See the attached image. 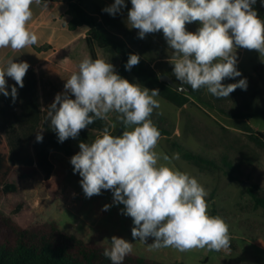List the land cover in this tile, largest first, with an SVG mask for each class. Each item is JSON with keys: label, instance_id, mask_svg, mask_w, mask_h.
Wrapping results in <instances>:
<instances>
[{"label": "clouds", "instance_id": "1", "mask_svg": "<svg viewBox=\"0 0 264 264\" xmlns=\"http://www.w3.org/2000/svg\"><path fill=\"white\" fill-rule=\"evenodd\" d=\"M127 23L138 30V37L163 32L172 51L173 75L192 91L204 88L216 98H228L236 89H247V79L225 85L226 78L240 77L237 49L257 50L264 55V20L254 7L257 0H130ZM264 3V0H262ZM48 7L47 0H0V49L21 51L38 43L28 29L32 6ZM126 7L125 0H114L102 11L115 16ZM199 22L195 32L186 24ZM14 58V57H13ZM8 59L0 67V94L15 101L16 85L24 87L30 65ZM138 54H129L125 70L140 63ZM9 77L15 85L8 91ZM159 89L142 87L121 77L112 63L84 57L65 80L64 91L57 93L47 108L46 120L56 132L58 142L77 138L81 130L96 120L107 121L116 113L123 132L116 136L109 128L91 143L80 142L70 158L73 172L86 198L110 190L112 205H123L120 214L132 218V241L113 235L103 256L111 264H123L133 251V241L149 250L176 248L221 251L230 249L229 225L220 216L208 214L209 193L188 172L173 165L170 157L156 148L161 133L151 116L160 108ZM74 97V99L72 98ZM37 142L43 141L42 129ZM163 161V163H161Z\"/></svg>", "mask_w": 264, "mask_h": 264}, {"label": "rangeland", "instance_id": "2", "mask_svg": "<svg viewBox=\"0 0 264 264\" xmlns=\"http://www.w3.org/2000/svg\"><path fill=\"white\" fill-rule=\"evenodd\" d=\"M78 1L102 18L107 28L124 39L152 70L158 75L170 76L180 86V81L173 75V65L169 62L173 50L167 45L163 32L147 34L141 39L138 30L128 26L127 14L132 7L130 0H125L126 7L115 16L103 11L105 17L100 16L99 11L110 6L114 0ZM185 27L187 31L195 32L200 23L193 22ZM236 55L237 68L242 75L226 78L222 83L227 85L246 78V90L238 88L228 98L218 99L202 88V101L189 96L190 103L182 108L158 96L156 99L160 102V108L152 114L154 122L171 131L170 136L160 138L156 151L170 157L178 154V159L173 160L175 168L190 173L208 191V214L222 217L229 225L230 249L218 252L207 248L184 252L172 247L149 250L147 244L153 243V238L149 237L146 245L133 241V254L164 264H264V210L256 204L249 191L251 189L264 199V118L245 120L230 117L222 111L244 109L251 104L264 108V55H260L257 50L243 48L237 49ZM99 58L112 63L114 67L120 61V56L111 49H100ZM127 80L138 83L133 75ZM15 101L17 107L22 108L24 99L17 97ZM34 105L38 106L37 103ZM14 120L17 123L21 121L17 117L12 122ZM23 121L29 127H37L39 123L37 117ZM94 125L102 129L108 127L110 133L116 136L121 131L116 113H110L106 123L104 120H96ZM0 131L4 133L11 148L12 161L19 159L21 166H36L39 169V174L32 179L14 178L11 181V195L0 199V211L24 224L57 222L62 230L85 242L110 246L109 241L113 235L132 241V218L120 214L124 206L113 205L109 210H103L104 205H112L113 195L110 190H102L101 195L86 198L79 183L81 177L71 172L55 195L48 191L45 183L54 171L53 167L52 173L47 176L51 168L48 155L52 151L49 149L61 147L58 137L49 146L31 145L25 148L19 144L18 135L10 133L7 128H0ZM94 138L95 135H92L90 143ZM83 142H88L86 136ZM180 147L216 161L221 169L195 166L183 159ZM76 153L67 150L50 155L55 156L69 170L72 167L70 158ZM227 165L236 167V180H231L225 173Z\"/></svg>", "mask_w": 264, "mask_h": 264}, {"label": "trees", "instance_id": "3", "mask_svg": "<svg viewBox=\"0 0 264 264\" xmlns=\"http://www.w3.org/2000/svg\"><path fill=\"white\" fill-rule=\"evenodd\" d=\"M58 1V0H47ZM68 5V12L72 16L69 28L76 30L86 26L89 31L86 41L90 50L91 58L97 59V47L100 49H111L120 56V66L117 73L128 79L133 75L138 83L149 89H159L160 97L172 103L178 108H182L190 103V97L194 96L201 100L199 91L179 92L165 82H161L159 75L150 68L146 60L142 58L128 43L109 30L104 20L90 12L80 2L74 0H62ZM258 17L264 20V3L257 0L254 5ZM100 16L105 17L103 11H99ZM129 54H138L140 63L130 71L125 70ZM230 117L251 120L253 118H264V108L257 105H247L244 109L233 111L222 110ZM152 119V116H151ZM153 121V119H152ZM162 136H170L171 131L154 122ZM121 129L122 124H121ZM262 136V134H259ZM183 159L193 163L199 168L221 169L216 161L196 154L188 149L179 148ZM49 161L54 167V171L46 187L48 191L55 195L62 187L64 181L73 172V166L68 170L62 162L50 155ZM236 167L227 165L225 173L231 180H236ZM39 174V169L35 166H14L9 161V148L3 135L0 134V199L11 195V181L32 179ZM251 196L256 204L264 210V199L258 197L251 189ZM110 246L96 242H85L74 234L68 233L60 228L57 222H37L21 223L0 211V264H111V261L103 256L105 248ZM123 264H164L158 260L145 258L136 254H129L125 257Z\"/></svg>", "mask_w": 264, "mask_h": 264}, {"label": "crops", "instance_id": "4", "mask_svg": "<svg viewBox=\"0 0 264 264\" xmlns=\"http://www.w3.org/2000/svg\"><path fill=\"white\" fill-rule=\"evenodd\" d=\"M74 1L79 2L78 0ZM47 2V8L32 6L33 16L28 22V29L38 36V43L21 51H13L10 48L0 49V67L4 66L5 62L13 57L14 62L26 61L30 65L23 81L24 87L20 88L16 85L17 97H21V100L24 99L22 108L17 107V101H13L10 95L5 97L0 94V128H7L10 133L13 132L18 135L19 144L24 145L25 148L31 145L45 144L49 146L52 144L53 139H57V134L51 128L50 121L46 120L47 108L54 101L56 94L64 91L65 80L77 69L80 61L86 56L91 57L86 41L89 28L83 26L71 30L68 25L72 16L68 12L67 3L62 0ZM96 49L99 55L100 48L97 47ZM119 66L120 61H117L115 65L116 72ZM5 78L10 93L15 81L9 77ZM28 98L29 100L32 99L31 104ZM72 98L74 99V97ZM33 102L34 104L37 103L38 106H35ZM16 117L21 120L19 123L15 120L12 122L13 118ZM34 117L39 120L37 127H29L28 123L23 121ZM41 129L43 141L37 142V131ZM103 129L93 123L81 130L77 138L67 139L60 143L61 147H51L49 149L52 151L50 154L67 150L78 152L80 151L79 143L83 142L85 136L90 143L91 136L95 135V138L101 136ZM0 134L3 135L8 145L10 163L12 162L11 164L14 166H21L19 159L11 160V148L7 138L2 131H0ZM30 150L34 151L35 149L31 148ZM50 165L51 168H49L47 176L53 170L51 163Z\"/></svg>", "mask_w": 264, "mask_h": 264}, {"label": "water", "instance_id": "5", "mask_svg": "<svg viewBox=\"0 0 264 264\" xmlns=\"http://www.w3.org/2000/svg\"><path fill=\"white\" fill-rule=\"evenodd\" d=\"M159 79H160L161 82H165V83L169 84L170 86H172L175 90H177L179 92L185 93V92H190L191 91L190 87H188V86H184V88H185L184 90H179V85L176 84L174 82V80L168 75H159ZM122 132H123V130L121 129L119 135Z\"/></svg>", "mask_w": 264, "mask_h": 264}]
</instances>
